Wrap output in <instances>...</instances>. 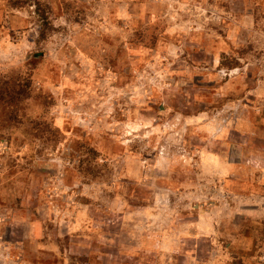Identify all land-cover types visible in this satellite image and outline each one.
Segmentation results:
<instances>
[{"label":"rangeland","instance_id":"374dc122","mask_svg":"<svg viewBox=\"0 0 264 264\" xmlns=\"http://www.w3.org/2000/svg\"><path fill=\"white\" fill-rule=\"evenodd\" d=\"M0 264H264V0H0Z\"/></svg>","mask_w":264,"mask_h":264}]
</instances>
